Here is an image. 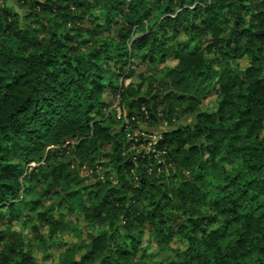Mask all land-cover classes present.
<instances>
[{
    "label": "trees",
    "instance_id": "1",
    "mask_svg": "<svg viewBox=\"0 0 264 264\" xmlns=\"http://www.w3.org/2000/svg\"><path fill=\"white\" fill-rule=\"evenodd\" d=\"M6 3L0 0V264H43L10 224L36 215L40 242L45 225L56 234L61 223L41 209L58 189L78 200L97 236L80 257L66 250L56 264H146V233L159 244L166 239L165 252L177 257L166 264H264V0H17L29 10L24 19ZM182 37L198 45L182 51ZM168 58L178 62L177 87L215 82L219 109L201 113L199 101L191 103L184 113L194 126L161 135L158 158L127 153V126L112 132L105 94L120 99L129 120H159L160 108L169 115L171 99L192 98L162 96L138 70ZM129 79L136 83L126 86ZM99 157L111 168L106 179L86 195L71 192L85 183L78 166ZM166 165L174 166L170 174ZM209 171L222 178L215 199L205 191ZM39 182L47 189L37 197ZM174 239L184 252L169 248Z\"/></svg>",
    "mask_w": 264,
    "mask_h": 264
},
{
    "label": "rangeland",
    "instance_id": "2",
    "mask_svg": "<svg viewBox=\"0 0 264 264\" xmlns=\"http://www.w3.org/2000/svg\"><path fill=\"white\" fill-rule=\"evenodd\" d=\"M5 6L11 10L12 13L18 14L19 17L23 19L29 15V10L20 6L17 3V0H7ZM45 21H47L45 19ZM64 21H59L60 30L64 33H69L71 26H65ZM86 28H90L89 24L85 25ZM74 35L77 33L74 32ZM108 33L104 34L106 39ZM180 43L183 45L182 51L187 47L188 51H192L198 44L197 42H190L186 40L185 37L180 39ZM178 62L172 58H168L164 63L158 65H151L149 67L144 66L141 71L145 77L150 79V82L153 84L152 87L160 89L162 96L177 94V95H189L192 99L189 101L178 102L171 99L173 105L172 112L169 115H163V108L159 109L158 117L159 120H152L149 116V119L143 120L135 116L133 120H129L128 109L122 104L120 99L115 95L106 92L105 100L107 107V114H109L108 123L111 127V130L114 134L122 133V129L126 124V136L124 138V149L127 153L134 152L136 154H147L150 157H160L156 151V144L159 140V137L165 133H168L172 130L177 129H189L194 126V117L192 115L184 113V109L189 107L191 103L198 102V110L201 113H215L218 111L221 97L218 93L217 84L214 82L208 84V81L200 82L196 84H189V87L184 88L182 85L177 87V81H175V76L172 74L174 69L177 67ZM248 61L243 60L241 62L242 68L248 66ZM135 84V80H127L126 86L130 84ZM205 89H208L205 92ZM147 91L144 90V92ZM150 91V89H148ZM137 115V113H136ZM163 115V116H162ZM132 121V122H131ZM135 121V124H133ZM129 125V127H128ZM135 139H138V142H135ZM262 139H264V131L262 133ZM72 155H67L64 160L72 159ZM91 159V158H89ZM63 160V159H62ZM107 160L104 157H99L95 159L94 163H90L89 160L85 159L83 165L78 166L77 174L80 177L84 178V184L77 188H73L71 192L81 189V192L86 195L89 192V189L93 187L94 184H97L99 181L103 182L106 179V174L111 171V168L108 167L106 163ZM75 164H78V160L74 161ZM105 163V164H104ZM75 166V165H74ZM167 174H170V171L174 170V166H165ZM112 173V172H111ZM210 176L207 178L208 187L206 188V193L208 194L209 199H215L221 196L223 193L222 178L215 175V171H209ZM43 174H48V169L42 170V176L39 177V181H45ZM35 193L34 195L40 197L46 192V187L44 183L39 182L37 185H34ZM45 204L41 209V213H50L51 217L61 223L62 227L58 230L56 234L53 232V236L50 237L52 232V227L45 225V228L42 231V237L45 239L44 242L39 241V235L33 230L34 227H37L39 223L37 216H31L27 220L14 221L10 224L12 230L22 236L28 244V247L32 249L35 253V258L39 263L43 264H56L59 262L61 255L64 251L70 250L79 252L77 257H80L84 251L82 248L90 242L92 236H97L96 232H92L89 228L88 223L81 216L79 210L80 204L77 199L67 198L65 194L60 190L52 191L44 199ZM87 201V199H86ZM33 215V214H32ZM165 240L162 243H158L153 236L149 233L145 234L143 239V249L147 253L146 264H166L168 262L176 261V256L165 252L167 246L165 245ZM169 248L171 250H180L184 252L186 249V244L178 239H174ZM82 250V251H81Z\"/></svg>",
    "mask_w": 264,
    "mask_h": 264
},
{
    "label": "built area",
    "instance_id": "3",
    "mask_svg": "<svg viewBox=\"0 0 264 264\" xmlns=\"http://www.w3.org/2000/svg\"><path fill=\"white\" fill-rule=\"evenodd\" d=\"M159 139H161V136L159 137ZM135 142H138V139H135Z\"/></svg>",
    "mask_w": 264,
    "mask_h": 264
}]
</instances>
